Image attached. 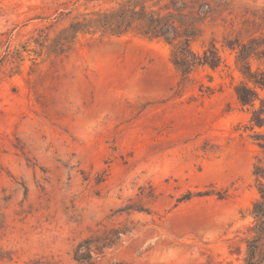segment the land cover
<instances>
[{
    "label": "rangeland",
    "instance_id": "374dc122",
    "mask_svg": "<svg viewBox=\"0 0 264 264\" xmlns=\"http://www.w3.org/2000/svg\"><path fill=\"white\" fill-rule=\"evenodd\" d=\"M117 1L0 0V264H77L79 242L123 226L96 264H243L264 168V125L250 123L264 112V0H201V66L184 82L159 41L80 36L67 56L27 44L67 26L58 12Z\"/></svg>",
    "mask_w": 264,
    "mask_h": 264
},
{
    "label": "trees",
    "instance_id": "16d2710c",
    "mask_svg": "<svg viewBox=\"0 0 264 264\" xmlns=\"http://www.w3.org/2000/svg\"><path fill=\"white\" fill-rule=\"evenodd\" d=\"M93 1L97 0H86L87 3ZM72 13L73 10L57 13L55 20L62 21L69 17V22L53 37V24L37 27L32 31L27 44L34 45L32 52L36 56H41L43 52L67 56L75 49L80 36L105 39L134 35L168 45L171 48L172 64L180 73L183 82L196 65L201 66L200 58L191 49V44L201 37V0H119L107 8L98 7ZM23 49V52L28 51L27 46ZM21 52L14 50L8 53L11 58L16 57L18 73H21L20 63L23 61ZM218 62L215 59L203 63L215 69L219 66ZM242 74L248 82L257 84L253 81L250 70ZM233 91L241 107L254 108L257 95L247 83L235 85ZM261 111H252L251 125H264V112ZM257 141L264 153V135ZM261 161L263 159L259 158L253 171V176L259 183V197L251 207L252 224L247 228L246 236L242 240L245 245L243 264H264V168ZM129 232L126 226L104 229L100 233L97 230L77 244L73 250V260L77 264H96V258L105 250L118 246Z\"/></svg>",
    "mask_w": 264,
    "mask_h": 264
}]
</instances>
